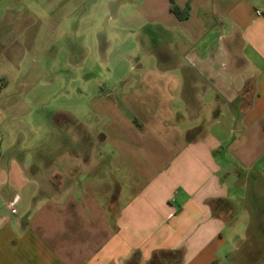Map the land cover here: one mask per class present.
<instances>
[{
  "label": "crops",
  "instance_id": "0c3cea01",
  "mask_svg": "<svg viewBox=\"0 0 264 264\" xmlns=\"http://www.w3.org/2000/svg\"><path fill=\"white\" fill-rule=\"evenodd\" d=\"M128 4L104 33L136 43L108 72L127 76L95 112L105 131L62 125L56 166L53 132L1 130L0 264H244L250 235L261 251L264 0ZM10 85L0 74V115L21 106L1 101Z\"/></svg>",
  "mask_w": 264,
  "mask_h": 264
},
{
  "label": "rangeland",
  "instance_id": "374dc122",
  "mask_svg": "<svg viewBox=\"0 0 264 264\" xmlns=\"http://www.w3.org/2000/svg\"><path fill=\"white\" fill-rule=\"evenodd\" d=\"M135 15L128 0H2L0 43L5 45L6 59L0 62V74L11 85L1 101L15 100L21 105L20 112L7 106L0 115L3 143L7 141L1 131L5 127L19 132L22 142L29 140L30 131L43 134V142L45 133L53 132L47 138L48 150L54 151L56 166H61L62 125L72 131V120H80L90 136L105 131L107 121L95 112L103 108L104 96L127 76L119 80L121 73L108 72L115 66L117 72L127 69L126 54L133 52L136 43L104 33L115 19ZM256 241L261 251L253 250L250 235L235 260L264 263V240Z\"/></svg>",
  "mask_w": 264,
  "mask_h": 264
},
{
  "label": "trees",
  "instance_id": "16d2710c",
  "mask_svg": "<svg viewBox=\"0 0 264 264\" xmlns=\"http://www.w3.org/2000/svg\"><path fill=\"white\" fill-rule=\"evenodd\" d=\"M171 11L181 20H184L188 17V13L181 11L179 8H177L175 5L172 6Z\"/></svg>",
  "mask_w": 264,
  "mask_h": 264
},
{
  "label": "built area",
  "instance_id": "2783aa9c",
  "mask_svg": "<svg viewBox=\"0 0 264 264\" xmlns=\"http://www.w3.org/2000/svg\"><path fill=\"white\" fill-rule=\"evenodd\" d=\"M255 15H256V17H258V18H264V8L263 9H257L256 11H255ZM9 207L11 208V212L13 213V214H16V209L14 208V202H12V203H10L9 204Z\"/></svg>",
  "mask_w": 264,
  "mask_h": 264
}]
</instances>
